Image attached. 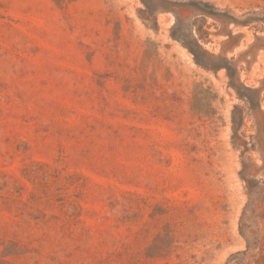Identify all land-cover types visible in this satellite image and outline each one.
I'll return each instance as SVG.
<instances>
[{
	"label": "rangeland",
	"instance_id": "obj_1",
	"mask_svg": "<svg viewBox=\"0 0 264 264\" xmlns=\"http://www.w3.org/2000/svg\"><path fill=\"white\" fill-rule=\"evenodd\" d=\"M0 264H264V0H0Z\"/></svg>",
	"mask_w": 264,
	"mask_h": 264
}]
</instances>
